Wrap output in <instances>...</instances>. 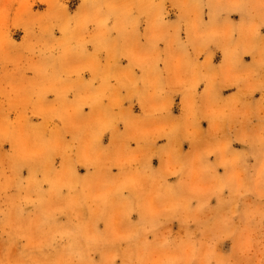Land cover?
Returning a JSON list of instances; mask_svg holds the SVG:
<instances>
[{"label":"rangeland","instance_id":"rangeland-1","mask_svg":"<svg viewBox=\"0 0 264 264\" xmlns=\"http://www.w3.org/2000/svg\"><path fill=\"white\" fill-rule=\"evenodd\" d=\"M0 264H264V0H0Z\"/></svg>","mask_w":264,"mask_h":264},{"label":"crops","instance_id":"crops-1","mask_svg":"<svg viewBox=\"0 0 264 264\" xmlns=\"http://www.w3.org/2000/svg\"><path fill=\"white\" fill-rule=\"evenodd\" d=\"M132 75H135V76H138V72H137V74L136 73H133ZM125 81H128V79H125ZM127 83V82H126ZM127 90V89H126ZM200 92V91H199ZM173 97L174 98H177V97H181L180 95H177V94H173ZM175 102V104L173 105V113L175 114V115H177V114H179L180 113V110H179V103L175 100L174 101Z\"/></svg>","mask_w":264,"mask_h":264}]
</instances>
